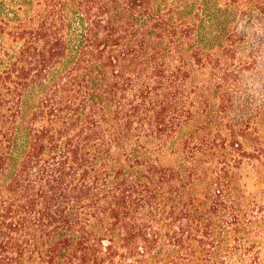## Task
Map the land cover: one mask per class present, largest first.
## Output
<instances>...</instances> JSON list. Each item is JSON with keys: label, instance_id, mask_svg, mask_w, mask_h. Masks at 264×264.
<instances>
[{"label": "trees", "instance_id": "obj_1", "mask_svg": "<svg viewBox=\"0 0 264 264\" xmlns=\"http://www.w3.org/2000/svg\"><path fill=\"white\" fill-rule=\"evenodd\" d=\"M0 264H264V0H0Z\"/></svg>", "mask_w": 264, "mask_h": 264}]
</instances>
